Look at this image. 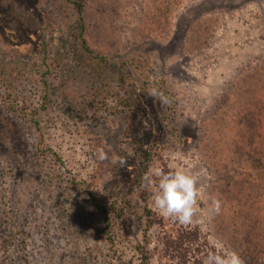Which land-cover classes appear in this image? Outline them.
Here are the masks:
<instances>
[{
	"label": "rangeland",
	"instance_id": "obj_1",
	"mask_svg": "<svg viewBox=\"0 0 264 264\" xmlns=\"http://www.w3.org/2000/svg\"><path fill=\"white\" fill-rule=\"evenodd\" d=\"M257 91L264 0H0V264H140L144 231L148 264H180L163 240L181 224L132 184L143 165L198 175L197 211L181 226L199 230L201 252L185 264L219 244L258 264L245 234L262 225L261 172L236 141L251 137ZM102 206L116 210L108 221ZM145 207L162 224L147 227Z\"/></svg>",
	"mask_w": 264,
	"mask_h": 264
},
{
	"label": "trees",
	"instance_id": "obj_2",
	"mask_svg": "<svg viewBox=\"0 0 264 264\" xmlns=\"http://www.w3.org/2000/svg\"><path fill=\"white\" fill-rule=\"evenodd\" d=\"M78 6V5H77ZM77 40L80 45V49L85 52L86 54H91L92 50L88 44V41L85 36L84 31V24L83 18H79V26L77 32ZM253 101L250 105H248L247 111L251 110L255 114L254 122L251 127L247 128L251 134L250 138H247L244 134H238L237 140L240 141L241 147V155L243 153L248 152L249 159L253 162L252 165L261 172L260 183L256 184L257 187V194L258 196L255 198V203L253 206V210L256 212L255 214V222L256 225L259 224L261 221L262 225L258 231H252L253 235L247 236L250 239L247 241L255 243L256 254V261L258 264H264V193L262 192V183L264 185V93H260L257 91L253 96ZM243 117V116H242ZM242 120V118H241ZM238 122V126L241 128L242 131L245 129V124L242 121ZM240 133V132H239ZM238 143V142H237ZM243 143H246V147L243 146ZM146 159V155L144 156ZM147 165H143L142 169L140 170L141 174L146 173ZM140 174H136L133 183L139 189V198L145 202L147 199V191L144 187H142V182L140 179ZM101 213L104 215L105 221H108L109 215L112 212H116L114 207L107 208V207H100ZM119 215V214H117ZM145 215L147 217V227L152 226L153 224H162L161 218L155 219L153 213L150 209L145 207ZM258 219V222H257ZM252 237V238H251ZM143 244H139L137 246V252L140 254V264H148L150 260V254L148 251V245L150 244L147 231L143 232ZM200 235L199 230L196 228H191L190 226L182 227L179 225L176 228V232L173 235L165 236L163 240L164 245V252L177 260L178 263L185 264V262L189 261V258H194L196 256V252H199L200 249H195V247L199 248L200 245ZM194 247V249H193ZM201 252V251H200ZM195 253V255H193ZM180 263V264H181ZM199 264H202L200 261Z\"/></svg>",
	"mask_w": 264,
	"mask_h": 264
},
{
	"label": "clouds",
	"instance_id": "obj_3",
	"mask_svg": "<svg viewBox=\"0 0 264 264\" xmlns=\"http://www.w3.org/2000/svg\"><path fill=\"white\" fill-rule=\"evenodd\" d=\"M148 96L160 103H167V98L157 88L148 90ZM97 159L104 161L108 154L98 149ZM112 163H119L122 167L126 159L113 156ZM142 187L151 191L152 208L163 218L190 225L198 207V175L183 170L165 171L163 167H150L142 178ZM221 201L210 198L208 212L210 216L218 215L221 211ZM202 264H244L241 256L225 245L219 244L215 250L209 251Z\"/></svg>",
	"mask_w": 264,
	"mask_h": 264
}]
</instances>
